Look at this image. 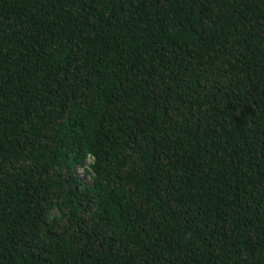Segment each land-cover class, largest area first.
Here are the masks:
<instances>
[{
  "label": "trees",
  "instance_id": "1",
  "mask_svg": "<svg viewBox=\"0 0 264 264\" xmlns=\"http://www.w3.org/2000/svg\"><path fill=\"white\" fill-rule=\"evenodd\" d=\"M0 264H264V0H0Z\"/></svg>",
  "mask_w": 264,
  "mask_h": 264
},
{
  "label": "rangeland",
  "instance_id": "2",
  "mask_svg": "<svg viewBox=\"0 0 264 264\" xmlns=\"http://www.w3.org/2000/svg\"><path fill=\"white\" fill-rule=\"evenodd\" d=\"M93 175H94L93 171L90 168H87L86 170L85 169H79L78 170V177L87 186H92Z\"/></svg>",
  "mask_w": 264,
  "mask_h": 264
},
{
  "label": "built area",
  "instance_id": "3",
  "mask_svg": "<svg viewBox=\"0 0 264 264\" xmlns=\"http://www.w3.org/2000/svg\"><path fill=\"white\" fill-rule=\"evenodd\" d=\"M94 159L90 156L88 158L87 167H89L93 163Z\"/></svg>",
  "mask_w": 264,
  "mask_h": 264
}]
</instances>
